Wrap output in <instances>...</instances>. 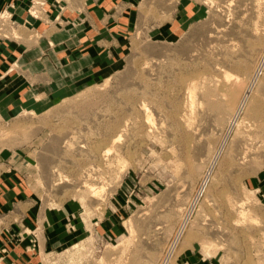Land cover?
<instances>
[{
    "label": "rangeland",
    "instance_id": "rangeland-1",
    "mask_svg": "<svg viewBox=\"0 0 264 264\" xmlns=\"http://www.w3.org/2000/svg\"><path fill=\"white\" fill-rule=\"evenodd\" d=\"M24 1L0 0V220L65 218L47 264L148 238L157 264H264V0Z\"/></svg>",
    "mask_w": 264,
    "mask_h": 264
},
{
    "label": "crops",
    "instance_id": "crops-1",
    "mask_svg": "<svg viewBox=\"0 0 264 264\" xmlns=\"http://www.w3.org/2000/svg\"><path fill=\"white\" fill-rule=\"evenodd\" d=\"M24 2L22 0L20 5L23 6ZM4 197L5 205L0 206V212L6 215V210L12 207L6 205L10 201L11 194L6 193ZM19 208L21 211L25 210L20 220H0V264H47L48 260L54 259L53 257L59 252L63 253L66 248L78 241L76 234L69 230L65 218L60 217L59 213L46 211L42 223L39 219L41 214H38L39 207L37 209L34 205L22 203ZM75 224L77 229L81 228L80 223L75 222ZM100 227L104 229L105 222ZM20 234V237H15ZM35 234L37 239L34 238ZM140 241L141 244L134 242L137 246L129 251L126 250L125 256H131L128 264H157L159 250L152 249L150 243L152 239L148 238L144 241L140 239ZM138 245L142 246L138 247Z\"/></svg>",
    "mask_w": 264,
    "mask_h": 264
},
{
    "label": "bare ground",
    "instance_id": "bare-ground-1",
    "mask_svg": "<svg viewBox=\"0 0 264 264\" xmlns=\"http://www.w3.org/2000/svg\"><path fill=\"white\" fill-rule=\"evenodd\" d=\"M264 56V55H263ZM263 58V57H262ZM260 67V66H259ZM257 72V71H256ZM260 72V71H259ZM225 74V73H224ZM225 76V75H224ZM226 76H227V74H226ZM258 76V75H257ZM230 77H232V76H230ZM238 78H239V76H237ZM255 77V76H254ZM219 80H222V79H220V78H218ZM226 79V78H225ZM241 79V78H240ZM253 79V78H252ZM256 79V78H255ZM229 80H230V78H229ZM245 81H246V79H244ZM238 80H236V84L237 85H239V83L240 82H237ZM255 81V80H254ZM231 82V81H230ZM234 82H232V84L234 83ZM248 82H249V80H248ZM250 82H252V81H250ZM218 83V82H217ZM216 83V84H217ZM242 83V82H241ZM244 84H245V82H243ZM233 86V85H232ZM242 86H243V84H242ZM251 85L245 90V92H244V94H243V96H242V98H241V101H240V103H239V106H238V108L234 111V114H233V116L235 115V114H237L238 113V111H239V108L241 109L242 107H240V106H242V105H244L245 104V102L247 101V99L249 98V94H250V90H252L251 89ZM214 88H218V87H214ZM253 88V87H252ZM241 89H239V86H234V91L232 92L233 93V98H235L234 100H231L230 102H232V101H236V97H237V94L239 93V91H240ZM244 90V89H243ZM229 92V91H228ZM254 93V92H253ZM219 94V93H218ZM217 95V94H216ZM225 96H227L226 94H224V96L223 97H225ZM253 96V95H252ZM255 96V95H254ZM228 97V96H227ZM254 97H252V100H254L253 99ZM233 102V103H234ZM240 112V111H239ZM238 115V114H237ZM233 120V119H232ZM241 122V121H240ZM230 124V123H229ZM242 124V123H241ZM242 126V125H241ZM201 191V190H200ZM202 192V191H201ZM191 208V207H190ZM164 263V262H163Z\"/></svg>",
    "mask_w": 264,
    "mask_h": 264
},
{
    "label": "built area",
    "instance_id": "built-area-1",
    "mask_svg": "<svg viewBox=\"0 0 264 264\" xmlns=\"http://www.w3.org/2000/svg\"><path fill=\"white\" fill-rule=\"evenodd\" d=\"M166 263H167V262H166ZM166 263H165V264H166Z\"/></svg>",
    "mask_w": 264,
    "mask_h": 264
}]
</instances>
